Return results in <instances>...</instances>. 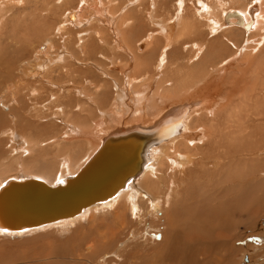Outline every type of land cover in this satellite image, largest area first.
I'll use <instances>...</instances> for the list:
<instances>
[{"label": "bare ground", "instance_id": "obj_1", "mask_svg": "<svg viewBox=\"0 0 264 264\" xmlns=\"http://www.w3.org/2000/svg\"><path fill=\"white\" fill-rule=\"evenodd\" d=\"M7 1L10 2V0ZM27 1L28 0H13L12 2H21L23 5V2ZM31 1L37 2V0ZM136 1L139 3L144 2L143 0ZM45 2L47 5L48 1ZM236 2L239 3V0ZM258 2L259 7L257 5L252 7L253 12L255 11V13H258L256 18L254 17V13H249L251 8L247 9L245 12L231 11L225 12L224 14L221 12L223 14V16L221 15L222 20L218 19L216 21L213 20V18L209 15L210 13L208 14L207 12H200L197 14L201 18L208 19V21L204 23L208 28L207 32L216 36H218L219 33H222L220 38H223L224 40L226 39L229 41V43H232L234 45V49L236 50L234 53L229 54H226L227 52L224 54L220 53L219 56L218 53H214L212 49H209L207 55L200 58L198 60L199 62L195 66L193 64L191 67L189 64L191 69L187 67V72H183L181 70L183 74H181V72L180 74L177 73L178 80L175 81L173 79L171 82L172 85L164 84L168 78L172 77L171 74L168 75L167 79L163 78L162 82H160V79L162 80L160 77L158 81L161 84H158L161 86L164 84V87H162L161 90L159 88L153 90V92L155 91L158 93V96L157 94L155 95L153 93L154 95L151 97L148 91L149 87H144L143 85L138 84L140 81H135L133 72L135 69L139 70V64L135 65L134 68H132L133 66H130L128 62L127 64L121 63L117 64L115 67H110L113 72L114 70L122 72L120 78V82L122 81V89H118L117 84V94L111 107H109L105 114L101 113L99 119L92 122L90 126L82 124L80 129L76 128L75 126L66 127L67 134L73 133L77 136V138H69L71 140L70 142L74 143V146L70 147L67 152L62 151L61 147L57 148V146L60 144V141L62 140L60 139L59 141L55 142L54 146V148H57L56 152L58 153L54 154L50 160L45 155L44 157L41 156V154V157L37 158L34 156L35 154L33 155L34 147L36 149V146L34 145L35 142L31 141V139L34 138L33 133L32 135L26 134L28 136V139L26 140L23 139L24 137L21 138V136L18 135L20 138L16 140V144L18 146V149L15 150V152L18 153V156H16L19 158H25L24 160H27L28 164L25 163L18 167L16 163V168L9 169L7 166L6 172L8 175L6 177L5 172L3 171L4 169H2L0 165V193L4 189L5 185L13 181L21 182L24 179H36L43 182L48 187H55L57 185L64 184L69 178L77 175L88 163H91L94 157L100 152L106 141L109 139L113 140L123 136L126 137L132 132H145L146 134L148 132L150 134H154L148 137H152V142L146 148L143 154L139 171L136 173V175L130 177L125 184L120 186L106 199L96 201V203H93L92 205L82 209L79 214L73 217L61 219L41 227L18 231H11L8 229L6 230L0 227V233L14 235L21 234L23 232L31 233L37 230L48 231L53 230L54 227L58 225L62 228L65 223L73 222V220L74 222L79 223L78 219L82 218L86 213L90 215L88 219L90 220V217L94 216V210L107 208L110 206V204H114L115 202L118 205L116 207L117 210H114V215L118 216L117 214L119 213V215L123 217L125 210L124 199L127 200V203L131 204L132 199H134V196L137 192L134 184L138 181L137 184H139V187L141 188L151 191L156 189L155 191H152L154 192L152 194H155L153 197H151V194H148L149 196L146 194L144 196L147 198H143V195L139 194L140 192L138 193V197L141 199L143 198L144 204L148 205V213L149 211L151 213V211L157 210L159 204L163 209H165L166 228L162 241L154 246L152 253L141 255L138 254L137 251L128 252L122 257V261L132 260V262H129V264H218L216 260L217 257H214L217 253V250L221 248L224 249V247L226 248V245L233 243L232 237L229 234L230 229H228V226L226 225L229 223L227 222L229 218L226 219V221H222L223 223H221L224 225V222H226L225 226L227 229L224 228V231L222 230L217 233L215 231L216 228L214 230L211 228V226H214V224L219 222V220L221 222V220L226 217L223 216V214H225L224 208H229L230 206H232V208L234 207V210L237 208V210L241 212L245 211L247 214L245 215L249 218L256 216V214L259 213L258 209L260 208L264 188V158L260 157L258 154L259 151L261 152V150H264V60H262L264 50L260 52V49L258 50L257 46L254 47V44L252 45L253 48L251 47V49H248L247 46V49L245 48V50L241 52L239 51L240 41L234 35L235 26H241V28L245 29V31L250 30L252 26L254 29H259L258 26L264 18V2L262 0L257 1V3ZM202 6L203 8H201L204 9L205 5ZM151 7L152 9L156 7L155 0H152V3L149 4V8ZM178 8L179 9L176 11V13H174L175 19H169V22L167 20H163V22L157 15H153V12H155L154 10L151 12L153 21L154 19H160L159 21H161L160 27L158 26V22V25L154 26H158L161 29L159 32L164 34L166 44L165 47L163 46L164 48L161 49V54L162 51L165 50V48L167 49L168 45H170L171 39H173V41L180 39L182 33L184 32L183 28L185 26L182 27L181 25L183 20L181 21L180 18H177L179 10L182 8L180 1ZM243 8L244 4L242 5L241 9ZM52 10L53 6L49 5L47 17L51 16L50 12H52ZM80 10L78 9L76 12H74V14H78ZM91 14L93 17H96L94 18V23L99 25H103V23L110 19L105 14V8L102 4H96L93 8H91ZM197 15L195 14L196 17ZM40 16L43 17L44 14L40 12L39 17ZM0 17V41H2V38L5 37V44H0V54H2L1 49L5 51L4 47L8 48L12 41L14 42L16 40L14 43L17 44V46L20 44V46H18L14 51V56L11 54L8 56V61L3 60L0 56V77L10 79L13 72L15 73V71L18 70V65L20 64L22 71H25L24 74L28 75V77L31 79L37 78L42 69L44 67L46 68L47 53L52 50L51 44L53 42V37L48 32V35L44 37L45 39L42 45L43 48L38 50V54H41L44 57L42 66L36 65L40 61V58L36 55L35 59L33 60L35 63L34 65L31 64L32 61L25 62L26 67L24 68L22 64L24 62L18 63L20 60L25 59L21 56L26 51L22 49L21 46L26 47V45L30 43L31 38L35 37L36 29L33 30L34 27L40 29L38 32H47L50 29V25L48 22H42L38 24V22L41 20L39 19L37 21L38 16H35V14L29 16L25 10H23L21 15H17L14 19L15 25L20 23V26L14 27L10 25L11 31L9 36H7V27L5 28V26L8 23L5 22V20L2 21L3 18L2 16ZM29 17H31L34 21L27 25L25 24V21ZM138 20L135 18L134 23H138ZM65 23L67 22L65 21ZM65 23L63 22V24L58 25L56 32L55 29L53 30V33L58 35L59 38L65 31ZM69 23L79 26L84 25L77 19L71 20ZM84 23H87V21ZM105 29L109 30L110 32H106L104 34L105 30H101V32L95 33V38L100 40V38L103 36L105 37L106 44H112V46L115 45V47L119 49L120 44L117 42L114 30H112L111 25L109 28ZM187 29L190 28L187 26ZM58 30L59 32L57 33ZM14 33L18 35V37L16 36L15 38ZM82 34L84 35V33H81L78 36H83ZM106 37H108V39L112 37V40L109 39V41H106ZM119 37L121 36L119 35ZM259 40L261 39L259 38ZM129 44L130 43L127 45ZM147 45L148 43L146 46ZM146 46L145 44L143 46L140 45L139 48L141 49L142 47ZM210 47L211 46H209V48ZM254 48H257L256 50H258L257 55H255L253 52ZM67 49L71 50V47H67ZM79 49H81V47H79ZM112 49L115 51L114 47H112ZM109 50L111 51L110 48ZM123 51L126 53V55H128V60L131 61L133 52L126 49ZM192 51L193 50H191V52ZM30 52H32V50ZM54 52L55 53L50 56V60L52 61L58 58L56 51ZM201 54L205 55L203 53ZM190 55H192V53ZM231 55L232 58H230ZM53 56L55 57L54 59H52ZM225 56H228V59H225ZM139 57L142 58L140 60L142 63L141 65H144L143 69L140 71H142L145 76L146 71L150 72L148 65L149 62L146 60V57ZM159 57H157V59H159ZM191 60L192 59L189 61ZM164 61L165 60H163V63ZM243 63L247 64V70L249 73H246V70L241 69V64ZM66 65L70 67V64ZM170 66L171 65L167 66V68ZM26 68H28V70H26ZM62 68L63 67H59L57 71L60 72ZM239 70L242 71L240 76L235 73ZM81 71L82 69L80 68L74 69L73 72L75 76H73L74 78L71 81H76V79L83 80V77H79V74L82 73ZM84 74L86 73L84 72ZM21 76L22 74L20 77ZM61 78H63V75H59V79ZM133 81L137 83L135 84L137 87L132 85ZM158 84L156 86H158ZM257 84H259V86H257ZM138 85L143 87L139 88ZM114 86L116 87L115 83ZM229 88H231V93H227ZM74 91H76L78 95H84V92L79 91L78 88H76ZM4 94L6 93L4 92ZM8 95L3 96L8 97ZM15 96L17 98V93ZM15 96L13 95V98ZM17 100L18 109L21 112H24L26 110L25 106L22 102L20 103L19 98H17ZM90 100L91 99L89 98V101ZM8 102L9 101L6 102V105H9ZM4 110H7V107H4ZM24 114L27 115V113ZM18 116L19 117L17 118L15 116L14 123L16 126L18 124L16 122H18V120L21 118L20 115ZM9 118L10 117H8V119ZM4 125V121L2 118H0V131ZM1 135L3 136V134ZM82 142L85 144H82ZM143 143L144 141L141 142V145ZM1 152L2 151H0V153ZM44 153L46 152H43L42 154ZM77 153H80L81 156H78ZM134 160H136V157L131 155L128 149L120 147V149H118L115 153H110L107 155V158H104L103 161L96 159L91 165L92 167L95 166V169L86 173L88 174L87 178L95 175L98 176L99 171L102 169H109V166H113L114 168L123 167L122 169H126L135 163ZM89 173H94V175ZM114 179L112 180L111 178L109 180L110 184L108 187L104 186L105 190L113 185ZM156 194H158V196ZM94 196H92L90 199L97 200L96 198H93ZM127 203L125 202V208L128 205ZM118 206L119 208H122L119 211ZM131 206L133 207V205ZM229 210L231 211L232 209ZM134 211L136 212V209ZM231 213L234 217L235 212L231 211ZM88 214L86 215L88 216ZM227 214H229V212ZM229 216L227 215V217ZM98 223L101 222H97V224ZM92 227L93 224L90 223L88 227L89 234L81 232L82 227L76 228L72 235L68 236L64 240L69 242L70 245L64 243L63 241L64 246H62L64 248L59 250V248L55 246L53 250H50L51 253H46L48 255L45 254L46 256L44 255L45 257H42V259H50V262L47 264H58L54 263L52 260V258L56 255V252H65L73 256L74 249L76 248L75 255L77 257L79 256L78 258H83L86 255H94L96 252L101 250V248L99 246L98 250H96L97 247L95 248L94 242L96 241H92L94 237L90 235L93 231ZM217 228L219 227L217 226ZM211 234H213L215 238L219 237L220 239L218 240H220V242H218L217 239V241H214V238L211 236ZM88 241H92L93 244L87 243ZM139 247L142 248L143 245L139 243L137 249H139ZM196 255H199L200 259L198 258L197 260ZM35 261L40 263V260L36 259ZM31 262L33 261L31 260ZM0 264H2L1 261Z\"/></svg>", "mask_w": 264, "mask_h": 264}, {"label": "rangeland", "instance_id": "obj_2", "mask_svg": "<svg viewBox=\"0 0 264 264\" xmlns=\"http://www.w3.org/2000/svg\"><path fill=\"white\" fill-rule=\"evenodd\" d=\"M12 1L13 0H10L11 2L10 3L7 0H0V16H2L3 18L2 21L5 20V22L8 23L5 26V28L7 27L6 28L7 36H9L11 31L10 25L14 27L20 26V23L15 25L14 19L16 18L17 15H21V12L23 10H25L27 15L29 16L33 14H35V16H38L37 21L41 19L38 22V24L42 22L44 23L48 22V24L50 25V29L47 32H41V31L38 32V30H40L39 28L36 27L33 28V30L36 29V32L34 31L35 37L31 38L30 43H28L26 47L21 46V48L26 51L23 53L21 57H24L26 60L25 59L20 60L18 63L24 62L22 63L24 68L26 67L25 62L32 61L31 64L34 65L35 63L33 62V60L37 56L40 58V61L36 65L42 66L44 57L43 55L38 54V50L40 48H43L42 45L45 39L44 37L48 35V32L53 37V42L51 44L52 50L47 53L46 68L44 67L42 69L41 73L38 74L37 78L31 79L30 77H28V75L24 74L25 71L24 72L22 71L20 64L18 65L20 68L18 67V70L15 71V73L17 72L16 76L15 73L13 72L12 77L10 79H5V77L3 78L0 77V103H1L0 105H2L0 106V116H1L0 118H2L4 124L6 125V126L4 125V127L0 131V135L3 134V136L2 135L0 136V151H2L1 153L3 154L1 153L0 154L4 155V156L0 155V165L2 169H4L3 171L5 172V177L8 175L6 172L7 166L9 169V168H16V163L18 167L22 166L25 163L28 164L27 160H24L25 158L17 157L18 153L15 152V150L18 149L16 140L20 138L19 136H21V138L24 137L23 139L26 140L28 139L27 135L28 134L32 135L33 133L34 138H32L31 141L35 142V144L34 143L33 144L36 146V149L35 147H34L35 150L33 149V155L35 154L34 156L37 158L41 156L44 157L45 155L50 160L54 154L58 153L56 152L57 148L61 147L62 151L67 152L70 147L74 146V143H71L70 139L74 137L77 138V136L74 135L73 133L67 134L66 132L67 126H71V127L75 126L76 128L79 129L81 128L82 124L86 126H90L92 122L99 119L101 113L105 114V112L109 109V107H111L113 101L115 100L117 94V84H118V89H122V81L120 82L122 72H118L115 70L113 72V70L110 69V67L113 66L115 67L117 66V64H121V63L127 64L128 62V64L130 66H133L132 68H134L135 65L139 64L138 65L140 67V68L138 67L139 70L135 69L133 72V77L135 78V81L136 80L140 81V83L138 84H141L144 87H149L148 91L151 97L154 94L155 95L157 94L158 96V93H156L155 91L153 92V90L157 88L161 90L162 87H164L163 86L164 84L172 85L171 82L173 81V79L175 81L178 80L177 73L180 74L181 72V74H183V72H187L188 71L187 67L191 69L193 64L195 66L199 62L198 60L200 58L207 55L209 49H212L214 53H218L219 56L220 53L224 54L227 52L226 54H229V53H234V51L236 50L234 49V45L232 43H229V41H227L226 39L225 41L223 38L222 39L220 38L222 36L221 35L222 33H219L218 36H216V35H212V33L207 32L208 28L204 23L207 22L208 19L201 18L197 14H199L200 12H205V13L207 12L208 14L210 13L209 15L213 18V20L216 21L218 19L222 20V16L225 12H231V11L245 12L247 11V9L251 8L249 13L250 12H252V14L254 13L255 15L254 17L256 18V16H258L257 15L258 13H255V11L253 12L252 7L256 5L259 7V2L257 3V1L259 0L257 1L239 0V3L236 2L238 0L236 1L235 0L233 1L179 0L180 4L182 5V8L181 10H179V14L177 18H180L181 21L183 20L182 21L183 24L181 23V25L182 27L185 26L183 28L185 33L184 32L182 33L180 39H176L174 41L173 39H171L170 45H168L167 49L165 48V50H163L161 54V49L164 48L166 44L164 34H162V32H159L161 31V29L159 28L161 26L160 23L161 21H159L160 19L159 20L154 19L153 21L151 12L154 10L155 12H153V15H157L159 18H161L162 21L167 20L169 22V19L170 20L173 18L175 19L174 13H176V11L179 9L178 0H155L156 7H154V9H152V7L149 8V4L152 3V0L151 1L143 0L144 2L142 3H139L136 0H37V2L28 0L27 2H23V5L21 2L13 3ZM45 1H48L47 3L48 7ZM262 1L264 2V0ZM96 4L98 5L102 4L105 8V14L110 18L108 21L103 23V25L94 23V18L96 17H93L91 14V8H93ZM243 4L245 9L244 8L241 9ZM49 5L53 6V10L52 12H50L51 16L47 17V11L49 9ZM202 5H205L204 8L205 10L202 9L203 8ZM78 9L79 10L81 9L79 13L74 14V12H76ZM40 12L44 14L43 17L42 16L39 17ZM211 12L214 14H212ZM195 14L197 15V17L195 16ZM135 18L136 20L139 19L138 23H134ZM74 19L79 20L84 25L79 26L72 23L70 24L69 21ZM262 20L263 21L260 22V25L264 27V18ZM33 21L34 20L31 17H29L25 21V24L28 25ZM65 21L67 23H65ZM85 21H87V23H84ZM152 21L153 22L156 21V22L153 23ZM63 22L65 23V27H64L65 31L62 33V36L59 38L58 35H55L53 33V30L55 29L56 32L57 26L63 24ZM157 22L159 23V25L157 24ZM110 25L112 30H114L117 42L120 44L119 49H117L115 45L112 46V44L111 45L106 44L105 37L103 36L100 38V40L99 39L97 40L95 38V33L101 32V30H105L104 34L106 32L109 33L110 31L106 30L105 28H109ZM156 25H158L159 27L158 26L154 27ZM260 25L258 26L259 29H254V27L252 26V28L248 31L242 29L241 26L234 27L235 30V31L233 30L235 32L234 35L240 41L239 51L241 52L244 51L245 48L247 49V46L248 49H251L252 45L254 44H255L254 47L257 46L258 50L260 49V52L264 50V38H263L264 29ZM187 26L190 29H187ZM201 28L204 29L202 30ZM58 32L59 30L57 31V33ZM81 33H84L85 36L83 34H82L83 36H78ZM119 35L121 37H119ZM16 36L18 37V35L15 34L14 37L16 38ZM258 37L261 40H259ZM109 39L112 40V37H110ZM109 39L108 37H106V41H109ZM4 40L5 37L2 38L0 44L2 45L5 44ZM14 42H16V40ZM14 42L12 41L8 48L4 47L5 51L1 49L2 54H0V56L3 60L8 61L7 58L10 54L14 56L15 53L14 51L17 49L18 46H20V44H18L17 46V44H15ZM126 42L127 44L128 43L130 44L127 45ZM144 42L148 43L147 45L148 47L146 46L147 43ZM144 44L147 48L142 47L140 49L139 46L140 45L143 46ZM176 44L179 45L177 46ZM209 46L211 47L209 48ZM67 47H71V50H68ZM79 47H81V49H79ZM112 47H114L115 51L112 49ZM109 48L111 49V51L109 50ZM257 48L253 49L255 55H257L258 52V50H256ZM124 49L133 52L131 56L132 57L131 61L128 60L129 57L123 51ZM170 49H172L173 51ZM31 50L32 52H30ZM191 50L193 51L191 52ZM54 51H56L58 58L52 61L50 60V56H52L55 53ZM182 51L184 54L182 53ZM191 53L192 55H190ZM201 53L205 55H202ZM139 56L146 57V60L149 62L148 65L150 72L146 71L145 76L142 73V71H140L141 69H143L144 65H141L142 63L140 60L142 58ZM157 57H159V59H157ZM225 57H226L225 59H228V56ZM54 58L55 57L53 56L52 59ZM188 58L189 60L192 59L193 61L192 60L189 61ZM230 58H232V55ZM194 59L197 60L195 61ZM163 60H165L164 63ZM262 60H264V55ZM181 61L182 63L183 62L184 63L182 64ZM66 64H70V67L67 66ZM189 64L191 67L189 66ZM169 65L171 66L167 68V66ZM59 67L60 68L63 67L60 72L57 71ZM76 68L82 69L81 71L82 73L79 74V77H83L82 78L83 80L76 79V81H71L74 78L73 76H75L73 70ZM241 69L246 70V73H249V71L247 70L246 63L241 64ZM26 70H28V68H26ZM84 72L86 74H84ZM152 72H154L155 74ZM235 73L238 76H240L242 74V71L239 70L236 71ZM21 74L23 77L22 76L20 77ZM170 74L172 75V77L168 78V75ZM59 75H63V78L59 79ZM160 77L162 78V80L160 79ZM163 78L166 79L168 78L169 81L166 80L168 83L165 81V83L161 86L160 82L163 81ZM159 79L160 82L158 81ZM135 81H133L132 85L134 87H137V85H135L137 84L135 83ZM114 83L116 84V87L114 86ZM156 83L157 84L160 83L158 84L159 87L156 86L157 85ZM141 85H138V87L142 88L143 86ZM257 86H259V84H257ZM76 88H78L79 91L84 92V95L83 94L78 95V93L74 91ZM230 89L231 88H229L227 93L229 92L231 93ZM4 92L6 94H4ZM16 93L20 103L22 102L23 105L25 106L26 110L24 112H21L18 109V100L15 96ZM12 94L15 96L14 98ZM3 95L6 96L8 95V97H5ZM1 96H3L5 99ZM89 98L91 99L90 101ZM7 101H9L8 102L9 105H6ZM4 107H7V110H4ZM24 113H27V115ZM13 114L16 116V118L19 117L18 115L21 116L18 122H16L18 123L17 126L14 123L15 116ZM8 117L10 118L8 119ZM12 127L14 128V130ZM60 139H62L64 142L61 140L59 146H57V148L55 147L56 148L55 149L54 148L55 142L59 141ZM82 144L85 143L82 142ZM43 152L46 153L42 154ZM263 152L264 150L258 152L259 156L262 158H264ZM77 154L78 156L79 155L81 156L80 153ZM137 183L138 181L134 184V187L136 188L137 192L136 195L134 196V199H132L131 204L127 203V200L124 199L125 210L123 217L120 216L119 213L117 214L118 216L114 215L115 214L114 210H117L116 207L118 205L115 202L114 204H110V206L107 208L94 210L93 211L94 216H91L90 220H88L90 215L86 213L88 214V216L85 214L82 218L78 219L80 224L74 222L73 220V222L65 223L64 226H62V228L61 226L58 225L55 226L53 230H48V231L37 230L31 233H26L28 234L27 236L26 235L16 236V235H8V234L0 233L1 263L2 264L3 263L4 264H47L48 262H50V259H42V257L48 255L46 253H51L50 250L51 249L53 250L55 246H57L59 250L64 248L63 241L68 236H71L73 231L78 227H82L81 232L89 234L88 227L90 223L93 224L92 227L93 231L90 234L92 237H94L92 241H96L94 242L95 248L97 247L96 250H98L99 247L101 248V250L96 252L94 255H86L83 258H78L79 256L77 257L75 255L77 248L74 249L73 256L65 252H56V255L52 258L54 263H58V264L128 263L129 264V262H132V260L122 261V257L125 256L128 252L137 251L138 254L141 255L152 253L154 246L156 244H159L163 239V234L166 228L165 209H163L159 204L157 210H153L151 211V213L149 211L148 213L147 211L148 205L144 204L143 198H147L144 196L146 194L147 195L151 194V197H153L155 194L153 195L152 193L154 192L152 191H155L156 189L152 191L147 190L145 188L139 187V184ZM138 193L143 195L142 202H141L142 199L138 197ZM156 195L158 196V194ZM125 202L128 204L126 208H125ZM131 205H133V207ZM121 209L122 208H119L118 211ZM132 209L134 210L136 209L137 213ZM224 209L226 215L223 214V216H226L224 218L225 220L222 219L221 222L219 220L220 223L217 222L216 224H214V226L212 225L211 228L214 230L216 228L215 231L217 233H219L222 230L224 231V228L227 229L225 226L226 222H224V225L221 223H223L222 221H226V219L229 218L227 222L229 223L232 222V223L231 224L227 223L226 225L228 226V229H230L229 234L232 237L233 243L231 244L229 243L228 245H226V248L224 247V249L221 248L217 250V253L214 256L215 258L217 257L216 258L217 263L218 264H226V263L227 264H264V249L260 251L258 254V255H262V258L256 257L257 254H255L257 248L260 247V245L264 244V240L261 239L260 231H258V227L261 226L262 222H264V188H263L260 208L258 209L259 213H257L256 216H254L253 218H249L248 216H246L247 214L245 211H244L245 213L241 212L237 210V208L234 210V207L232 208V206ZM229 209H232L231 211L235 212L234 217L232 216V213ZM228 212L229 214H227ZM227 215L230 216L227 217ZM97 222H101V223L103 222V223L102 224L98 223L100 225L99 226ZM217 226L219 228H217ZM211 236L214 238V241L220 239L219 237L215 238L213 234H211ZM92 241H88L87 243L93 244ZM218 242H220V240H218ZM64 243L70 245V243L67 241H64ZM139 243L142 244L143 247L142 248L139 247V249H137ZM59 245L61 246L63 245V246L61 247ZM40 253H42L43 255ZM196 258L197 260L198 258L200 259L199 255H196ZM36 259L40 260V263L35 261ZM31 260L33 262H31Z\"/></svg>", "mask_w": 264, "mask_h": 264}, {"label": "water", "instance_id": "obj_3", "mask_svg": "<svg viewBox=\"0 0 264 264\" xmlns=\"http://www.w3.org/2000/svg\"><path fill=\"white\" fill-rule=\"evenodd\" d=\"M152 135L132 132L126 137L109 139L93 161L64 184L48 187L36 179H24L5 185L0 193V227L11 231L41 227L73 217L96 201L106 199L139 171L143 154L152 142V137H148ZM120 147L128 149L136 157L135 163L126 169L109 166V169L99 171L98 176L87 178L86 173L95 169L91 165L96 159L103 161ZM111 178H115L113 185L105 190L104 186L108 187ZM92 196L97 200L90 199Z\"/></svg>", "mask_w": 264, "mask_h": 264}, {"label": "crops", "instance_id": "obj_4", "mask_svg": "<svg viewBox=\"0 0 264 264\" xmlns=\"http://www.w3.org/2000/svg\"><path fill=\"white\" fill-rule=\"evenodd\" d=\"M258 231H260L261 239L263 238L262 240H264V222H262L261 226L258 227ZM26 233L27 232H23L21 234H14V235H16V236H24V235H26L27 236L28 234H26ZM8 235H10V234H8ZM263 246H264V244L260 245V247L257 248V250L255 252V254H257L256 257L262 258V255H258V254H259L260 251H262L264 249Z\"/></svg>", "mask_w": 264, "mask_h": 264}]
</instances>
